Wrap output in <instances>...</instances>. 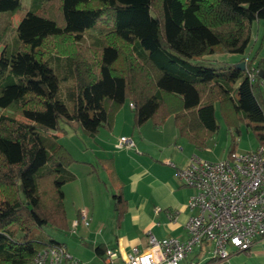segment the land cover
I'll return each instance as SVG.
<instances>
[{"label":"trees","instance_id":"obj_1","mask_svg":"<svg viewBox=\"0 0 264 264\" xmlns=\"http://www.w3.org/2000/svg\"><path fill=\"white\" fill-rule=\"evenodd\" d=\"M20 9L21 0H0V11ZM255 20L264 21V0H32L0 48V264H30L36 251L63 245L35 234L69 227L62 187L75 178V159L46 133L64 131L61 119L94 136L127 99L133 126L172 115L196 148L217 131V115L264 144V55L246 56ZM4 36L1 27L0 43ZM220 52L240 56L211 57ZM65 77L69 106L58 97ZM234 146L232 134L226 157ZM112 199L119 223L126 199L121 191ZM89 245L105 260L103 242Z\"/></svg>","mask_w":264,"mask_h":264},{"label":"built area","instance_id":"obj_2","mask_svg":"<svg viewBox=\"0 0 264 264\" xmlns=\"http://www.w3.org/2000/svg\"><path fill=\"white\" fill-rule=\"evenodd\" d=\"M115 146L132 147L133 141L122 135ZM176 174L194 189L187 201L189 208L196 209L185 222L188 237L158 239L149 233L145 247L131 246L122 264H180L196 251L209 253L206 259L225 261L232 250H249L257 239L264 238V144L213 161L193 153ZM79 223H90L84 209H79L72 228ZM111 258L112 251H108L105 259ZM190 259L185 263L201 262ZM76 262L65 245H52L36 251L30 264Z\"/></svg>","mask_w":264,"mask_h":264},{"label":"rangeland","instance_id":"obj_3","mask_svg":"<svg viewBox=\"0 0 264 264\" xmlns=\"http://www.w3.org/2000/svg\"><path fill=\"white\" fill-rule=\"evenodd\" d=\"M32 0H21V9L18 13L9 14L7 11H0V28L5 27V36L0 43V48L4 43H11L16 37L15 27L18 24L21 16L31 7ZM251 54H255V59L264 55V21L255 20L252 24V33L250 43L248 44V49L246 51V56L250 57ZM240 54L220 52L211 55L212 58L220 61L235 62L239 58ZM47 60L55 69V61L47 57ZM255 63V62H254ZM56 70V69H55ZM71 78H63L59 84L58 97L66 104L70 105V100L66 95V89L71 84ZM262 99L264 102V88L262 89ZM116 131L114 132V140H119V135L124 134L126 137L133 139L141 138L139 127L133 126V112L132 108L129 106V102L126 99L120 109L115 114L114 119ZM115 120H113L114 122ZM166 124L164 125L166 132L163 134L164 137H169V146L184 159L189 154H197L198 156L207 160H220L227 155V145L231 135H235V152H241L246 150L254 149L258 144L254 133L245 126H240V132L236 133L233 129H229L227 124L217 115L218 129L212 134L208 139L206 147L196 148L194 145L189 143L184 137L178 134L177 128L173 124L172 115L168 116L166 119ZM149 125H154L150 120ZM60 125L64 127V131L61 130H47L46 133L54 134L53 138L59 143L63 144L70 151L71 155L75 159L69 166V169L75 174L73 181H69L64 186L65 192V206L67 210V218L69 227L66 230L56 229L54 227L44 225L38 227L35 230L36 236L40 239L53 238L58 242H61L67 250L70 252L74 260H77L75 264H108L103 258H100L94 253L92 246L89 243L94 244V236H101L95 233L94 230L98 231V225L101 221H105L104 233L115 231V211L113 209V200L111 198L106 199L108 192H104L103 189L107 191L114 192L115 185L110 179H106L105 169L103 168L101 161L97 160L96 156L104 155L102 148H107L110 150L108 153L112 155V150L114 149L112 143L107 147V140L113 134L110 129L105 127H100L97 134L91 136L87 134L80 124L69 125L64 122L63 119L60 120ZM156 126V125H154ZM160 126V125H159ZM112 133V134H111ZM153 134V133H152ZM147 138L148 135L146 134ZM142 139V138H141ZM149 139V138H148ZM173 139V141H172ZM177 140L179 144L174 143ZM161 142H163L161 140ZM180 146V148L178 147ZM179 149V152L177 150ZM183 148V150H182ZM115 148L114 150H117ZM131 149L138 150L137 144ZM188 154V155H187ZM81 160V161H80ZM82 160H87L89 162L84 163ZM173 160V159H172ZM81 165V166H80ZM94 166L98 169V175L102 178L100 185L97 183L95 186L94 193L92 197L89 192L85 193L83 196V207L86 208L88 216L90 218L89 225H84L79 223L75 229L72 228V221L77 216V210L80 206V181L82 184H91L92 181L96 182L97 175L93 174L91 180H86L83 176L80 180V170L86 169L92 170ZM106 184V185H105ZM104 187V188H103ZM98 189V190H97ZM103 191V192H101ZM113 237V235H111ZM110 238L112 239V237ZM113 242V241H112ZM199 255V254H195ZM192 255L190 260L195 257ZM209 257V253L201 254L199 258L206 259ZM190 255L187 256L180 264H186V260H189ZM218 261V260H217ZM222 264H264V238L257 239L250 250L238 251L230 254V256Z\"/></svg>","mask_w":264,"mask_h":264},{"label":"crops","instance_id":"obj_4","mask_svg":"<svg viewBox=\"0 0 264 264\" xmlns=\"http://www.w3.org/2000/svg\"><path fill=\"white\" fill-rule=\"evenodd\" d=\"M114 120L110 128L113 134L111 133L112 135L107 140L106 145H108L107 147L109 148V144L112 143L115 149L117 148L115 144L118 140L116 139L113 141L112 139L114 137L113 131L117 130L115 126L117 119L115 118ZM166 122L165 120L160 126H152L149 125L148 121L144 122L139 127L142 139L140 137L139 139H133V146L135 147L137 144L138 150L134 149V151H132L133 149L131 148L133 146L121 147L117 150L113 149L112 155L110 156L108 154L110 150L102 148L103 150L99 152H103L104 155L96 156L97 160L101 161L100 163H102L105 169L106 179H111L113 181L115 185L114 192L121 191L123 197L126 199L127 206L123 218L119 223L116 222L115 231H113V233L109 231L103 232L105 221L100 222L98 231L94 230L95 233L101 235L94 236V244L103 242L107 248L106 253L112 251L111 261H106L105 259L108 264H122L125 255L133 245L139 248L145 247L149 233L153 234L158 239L175 237L180 240H185L188 237L185 229V222L190 215L196 213V209L189 208L187 206V201L194 192V189L182 183L176 174V170L188 164V159L191 154H187L188 156L182 159L177 151H174L171 146H169L168 139L170 136L168 138L163 136L166 132L164 127ZM122 135L124 134H120L119 137ZM161 140L163 142H161ZM174 143L175 145L179 144L177 140H175ZM177 150L179 152L178 148ZM82 161L86 164L89 162L87 160ZM170 162L173 163L174 166ZM97 171L98 169L95 166L92 170H89L87 167L85 170H80V180L84 177L88 181L93 178V174L97 175L96 182L92 181L91 184L86 183L84 185L80 181L81 207L79 209H84L87 215L88 212L86 208L82 206L84 200L83 195L89 192L92 197L96 184L98 183L100 185L103 181ZM65 184L62 187L64 193V206ZM103 190L105 193L108 192L106 199H112V193L114 192L110 193L106 189ZM111 235H113V237ZM234 252L238 251L232 250L231 254ZM195 254H197V251L192 253L190 258ZM201 254L202 252L199 253V255H195L193 260L205 261L206 259H198Z\"/></svg>","mask_w":264,"mask_h":264},{"label":"water","instance_id":"obj_5","mask_svg":"<svg viewBox=\"0 0 264 264\" xmlns=\"http://www.w3.org/2000/svg\"><path fill=\"white\" fill-rule=\"evenodd\" d=\"M239 66H240L241 68H243V67H244V63H243V62H240V63H239Z\"/></svg>","mask_w":264,"mask_h":264}]
</instances>
